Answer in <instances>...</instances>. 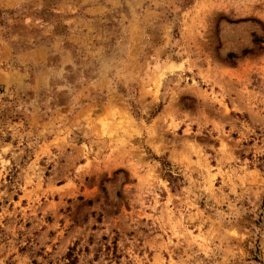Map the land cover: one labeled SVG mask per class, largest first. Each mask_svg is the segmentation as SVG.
Returning a JSON list of instances; mask_svg holds the SVG:
<instances>
[{
  "label": "rangeland",
  "instance_id": "obj_1",
  "mask_svg": "<svg viewBox=\"0 0 264 264\" xmlns=\"http://www.w3.org/2000/svg\"><path fill=\"white\" fill-rule=\"evenodd\" d=\"M0 264H264V0H0Z\"/></svg>",
  "mask_w": 264,
  "mask_h": 264
}]
</instances>
